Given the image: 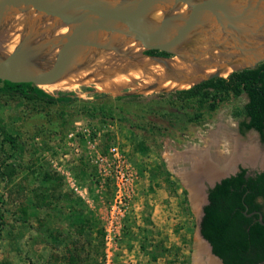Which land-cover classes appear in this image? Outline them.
Returning a JSON list of instances; mask_svg holds the SVG:
<instances>
[{
    "label": "rangeland",
    "instance_id": "obj_1",
    "mask_svg": "<svg viewBox=\"0 0 264 264\" xmlns=\"http://www.w3.org/2000/svg\"><path fill=\"white\" fill-rule=\"evenodd\" d=\"M62 24L33 13L7 32L17 33L15 44L22 37L34 53L61 42L68 29L56 34L55 26L62 29ZM115 34L112 50L85 48L70 67L81 68L87 58L89 64L82 67L94 69L91 51H99L106 56L101 64L122 63L139 76L127 86L99 91L97 85H108L103 79L79 76L80 85L73 89L46 91L70 94L74 100L69 104L0 93V128L17 145L8 156L0 136V264H192L196 210L179 178L180 166L187 158L192 163L218 129L264 148L255 134L238 129L244 93L182 98L174 93L188 84L171 79L141 91L162 74L163 66L143 57L146 49L126 35ZM10 48L0 42V51ZM176 63L183 65L180 59ZM112 144L130 173L121 203L116 201L114 164L96 157L98 151L111 157ZM3 160L9 161L7 179L1 173ZM112 205L120 208V223L110 226Z\"/></svg>",
    "mask_w": 264,
    "mask_h": 264
},
{
    "label": "water",
    "instance_id": "obj_2",
    "mask_svg": "<svg viewBox=\"0 0 264 264\" xmlns=\"http://www.w3.org/2000/svg\"><path fill=\"white\" fill-rule=\"evenodd\" d=\"M157 11L161 15L151 17ZM17 12H24L26 16L47 15L65 24L68 30L55 47L58 51L53 64L45 71L27 68L34 53L27 51L26 40L19 37L15 47L0 59V79L11 82H29L36 86L52 82L71 64L77 63L81 50H112L115 32L120 37L126 35L143 49L174 55L168 59L143 55L162 65L163 72L155 75V81L141 91L157 88L159 81L165 79L190 87L214 77H225V73L253 68L264 61V0H0V21ZM129 59L133 61L135 57L129 56ZM179 59L183 65L178 67ZM134 93L125 92L126 95ZM262 147L259 149L264 151ZM190 162L187 158L185 166H180L179 178L196 210L192 264H198L196 238L205 243L209 258L223 264L200 229L208 189L233 175L239 165L249 171H264V157L253 164L235 161L229 170L210 178L203 174L195 186L183 179V174L191 168ZM193 188L201 192L198 208L192 204ZM253 213H257L258 221L264 224L261 213ZM257 264H264V260Z\"/></svg>",
    "mask_w": 264,
    "mask_h": 264
},
{
    "label": "trees",
    "instance_id": "obj_3",
    "mask_svg": "<svg viewBox=\"0 0 264 264\" xmlns=\"http://www.w3.org/2000/svg\"><path fill=\"white\" fill-rule=\"evenodd\" d=\"M145 53L155 54L151 50ZM0 93L51 104H69L74 100L70 94L53 96L32 83L5 79H0ZM211 93H230L234 97L244 93L247 100L241 106L243 119L239 121V127L241 130L255 129L264 138V61L253 68L214 77L174 94L190 99ZM0 136L2 144L9 150L8 156H12L17 151L15 139L1 128ZM8 162L3 160L1 163V173L6 179L9 178V171L6 172ZM238 169L237 173L208 189V202L203 206L200 229L223 264H257L264 260V224L258 221L257 213L246 214L259 212L264 221V171L245 178L246 169L241 166ZM2 226L1 211L0 229Z\"/></svg>",
    "mask_w": 264,
    "mask_h": 264
},
{
    "label": "bare ground",
    "instance_id": "obj_4",
    "mask_svg": "<svg viewBox=\"0 0 264 264\" xmlns=\"http://www.w3.org/2000/svg\"><path fill=\"white\" fill-rule=\"evenodd\" d=\"M159 16H160L159 11L151 14V17L153 18H158ZM24 17H25L24 12H19V13L17 12V13H12L10 15L5 16L0 21L1 45L12 46V48H10L9 50H6L5 52L9 53V51H11L13 47H15L16 45L15 44L16 41L14 38L17 33L9 34V32H7L8 28L11 27L13 30L18 29V25H20V22L23 21ZM64 26L65 24H62L63 28L61 30H59L60 25L55 26V33L61 34L65 32L67 30V26L65 27ZM41 40L43 41L42 37H41ZM41 45H42V42H41ZM57 51H58V48H55V49L54 48H44V49L35 51L34 54L29 59V64L32 70H35V71L44 70L45 71L49 69L55 60ZM0 52L5 54L3 50ZM91 52L96 54L95 55L96 57L94 58V62L91 64V66L94 63L97 64V65H94L95 66L94 69L93 68L88 69V68L82 67L85 63L87 65L89 64L86 58L81 68L79 69H75L73 67L68 68L56 80L49 82V83L39 84L38 86L48 92H53L55 90L73 89L79 84L77 83V79L79 76H82L83 78L87 76H90V77L94 76V79L91 78L93 79V81L103 79L102 82H106L108 84L104 86L97 85L96 86L97 90L99 91L105 90L108 92L109 91L114 92V91L119 90L122 87L127 86L131 81L135 79H139L138 75L132 72H129L126 69H123L122 65L124 64L113 62L112 64L110 63L109 65L108 64L103 65L101 63L105 61L106 56L99 53V51H91ZM3 57L4 55H0V59H2ZM117 70H120L121 72L120 71L117 72ZM141 73L143 74L142 71ZM84 82H87V80L86 81L84 80ZM262 157H264V151L262 149L260 150L257 147V145L253 143L252 140H249L246 143H241L237 138H235L232 135L231 136L229 135L228 137V134L224 132L223 129H218L212 135V137L210 138V140L208 141L204 149H201L195 152V155L193 158L194 160L190 164L191 168L189 172H186V174H183L184 175L183 179L184 181L190 182L191 184L195 186L196 184L199 183L198 181L199 176L203 174L205 175V177L210 178L216 175L217 173L229 170L233 162L235 161H243V162H249L253 164L257 159L262 158ZM192 193H193L192 204L194 208L196 207L198 208V201H200L201 192L199 191V189L193 188ZM194 248H195L196 261L198 262V264H216L214 260L209 258L208 253H207L208 251L207 247L205 243H203L199 238H196Z\"/></svg>",
    "mask_w": 264,
    "mask_h": 264
},
{
    "label": "built area",
    "instance_id": "obj_5",
    "mask_svg": "<svg viewBox=\"0 0 264 264\" xmlns=\"http://www.w3.org/2000/svg\"><path fill=\"white\" fill-rule=\"evenodd\" d=\"M119 148L116 144H112L109 146L108 148V153L107 155H111V157L107 156V157H102L101 156V152L98 151L96 154L97 160L108 163V164H114V185L116 187V201H118V203H121V197L120 195H122V191L125 189L126 185L128 184L129 180H130V173L127 170V168L123 169L122 168V163L123 160L120 159V155H119ZM98 161V162H99ZM122 161V162H121ZM118 208V206H111V210L109 212V216L107 218V223L110 226L113 225H118L120 223L119 220V216L116 213V209ZM118 212H120V208H118Z\"/></svg>",
    "mask_w": 264,
    "mask_h": 264
},
{
    "label": "flooded vegetation",
    "instance_id": "obj_6",
    "mask_svg": "<svg viewBox=\"0 0 264 264\" xmlns=\"http://www.w3.org/2000/svg\"><path fill=\"white\" fill-rule=\"evenodd\" d=\"M65 26H66V25H65ZM65 26H64V27H65ZM60 30H61V29H60ZM148 50L154 51L155 54H146L145 51H148ZM145 51L142 52L143 55L155 56V57H160V58H165V59L173 58V57H174V55L171 54V53L164 52V51L157 50V49H146ZM159 52H164V54H161V53H159ZM72 65H73V64H72ZM69 68H71V67L69 66ZM246 98H247V97H246ZM238 129H240V127H239V123H238ZM240 130H241V129H240ZM242 130H244L245 132L251 133V134H253V135L255 134V135L257 136L258 143H260V144H264V138H261L259 132L256 131L255 129L252 130V128H250V129H242ZM239 166H241V165H239ZM241 167H242V166H241ZM243 168H245V167H243ZM245 169H246V172H245V175H244L245 178L248 177V176H253L255 173L262 172V171H249L247 168H245ZM238 171H239V169H238L235 173H237ZM235 173H234V174H235ZM253 212H254V211H251L248 215H252V214H254Z\"/></svg>",
    "mask_w": 264,
    "mask_h": 264
}]
</instances>
